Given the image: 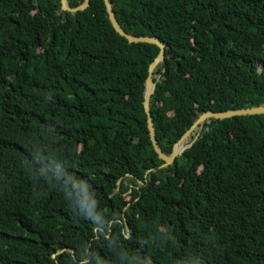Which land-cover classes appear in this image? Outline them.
<instances>
[{
    "label": "trees",
    "instance_id": "obj_1",
    "mask_svg": "<svg viewBox=\"0 0 264 264\" xmlns=\"http://www.w3.org/2000/svg\"><path fill=\"white\" fill-rule=\"evenodd\" d=\"M111 1L166 44L165 154L264 105V0ZM158 53L104 0H0V264H264V114L208 119L164 165Z\"/></svg>",
    "mask_w": 264,
    "mask_h": 264
},
{
    "label": "water",
    "instance_id": "obj_2",
    "mask_svg": "<svg viewBox=\"0 0 264 264\" xmlns=\"http://www.w3.org/2000/svg\"><path fill=\"white\" fill-rule=\"evenodd\" d=\"M104 2L106 5L109 18L112 22V25L116 29V31H118L121 35L125 36L130 42H149V43H154L159 47L158 55L149 65V75L147 77L146 85H145L144 108L147 113V122H148V127H149V132H150V137L152 140L153 147L155 151L158 153L159 157L165 161L164 165L172 164L175 161V159L180 154L183 153L185 149H187L188 147L192 145L193 142L189 144L186 143L188 136L198 126L202 128V126L208 119L210 118L226 119V118H232L234 116L264 114V105L237 108V109H229L225 111H213V110L205 111L198 117V119L191 126V128L188 129L186 133L174 144L172 153L169 155L165 154L162 151L161 147L159 146V143L156 137V131H155L153 118H152L151 111H150V102H151L152 95L155 93L156 88H157V80L154 79L153 72L155 68L157 67V65L165 59L166 44L154 36H147V35L146 36H135V35L125 32L116 18L115 12L113 10L112 1L104 0ZM89 5H90V0H84L82 4L76 7L70 6L68 3V0H62V9L70 11V12L84 10Z\"/></svg>",
    "mask_w": 264,
    "mask_h": 264
},
{
    "label": "clouds",
    "instance_id": "obj_3",
    "mask_svg": "<svg viewBox=\"0 0 264 264\" xmlns=\"http://www.w3.org/2000/svg\"><path fill=\"white\" fill-rule=\"evenodd\" d=\"M47 178L49 179L50 182H54L56 184L60 182V177L54 171L48 174Z\"/></svg>",
    "mask_w": 264,
    "mask_h": 264
}]
</instances>
